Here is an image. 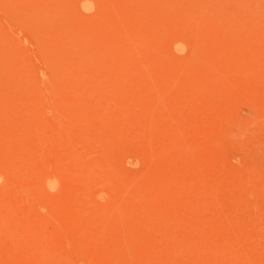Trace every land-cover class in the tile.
I'll return each mask as SVG.
<instances>
[{"label": "rangeland", "instance_id": "rangeland-1", "mask_svg": "<svg viewBox=\"0 0 264 264\" xmlns=\"http://www.w3.org/2000/svg\"><path fill=\"white\" fill-rule=\"evenodd\" d=\"M0 264H264V0H0Z\"/></svg>", "mask_w": 264, "mask_h": 264}]
</instances>
